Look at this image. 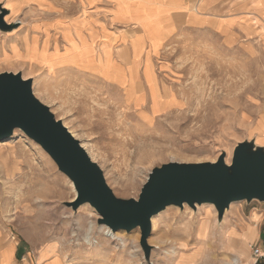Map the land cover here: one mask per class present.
I'll return each instance as SVG.
<instances>
[{
    "label": "rangeland",
    "instance_id": "obj_1",
    "mask_svg": "<svg viewBox=\"0 0 264 264\" xmlns=\"http://www.w3.org/2000/svg\"><path fill=\"white\" fill-rule=\"evenodd\" d=\"M139 4L157 49L165 14L177 8ZM0 6L10 11L6 24L14 25L0 30V74L33 81L35 97L87 146L117 198L137 200L154 168L214 163L223 153L230 163L240 143L264 147L263 39L235 46L176 20L179 32L165 37L160 44L164 50L152 57L163 97L177 104L154 113L149 91L150 99L144 91L143 103L136 91L133 103L126 93L133 81L142 83L137 61L130 64L134 71L128 69L124 86L106 64L97 69L87 62L88 46L95 58L111 48L119 63L116 51L124 50L130 60L125 44L136 29L115 26L110 5L98 0H0ZM25 37L32 46L37 37L42 57L27 48ZM133 49L137 55L136 42ZM46 54L58 56L50 63ZM149 65L147 61L144 78ZM76 196L71 181L21 130L0 141V264H43L39 254L49 257L55 249L64 264H264V257L257 260L252 250L264 254V203H234L221 221L213 205L169 207L155 216L146 259L139 229L112 232L99 224L100 216L89 204L75 209ZM91 226L93 240L100 242L94 248L85 240ZM250 226L257 236L245 242V252L225 254L226 234L240 236ZM108 233L119 238H107Z\"/></svg>",
    "mask_w": 264,
    "mask_h": 264
},
{
    "label": "water",
    "instance_id": "obj_2",
    "mask_svg": "<svg viewBox=\"0 0 264 264\" xmlns=\"http://www.w3.org/2000/svg\"><path fill=\"white\" fill-rule=\"evenodd\" d=\"M0 11V30L13 28L4 19L10 11L3 6ZM17 129L38 144L71 181L77 193L75 209L89 204L99 214V224L114 233L140 230L146 259L152 250L148 244L152 219L169 207L213 205L221 221L234 203H264V147L254 141L238 144L229 164L223 153L214 163H170L154 168L137 200L117 198L79 140L35 97L33 81L24 80L21 74L3 73L0 141Z\"/></svg>",
    "mask_w": 264,
    "mask_h": 264
},
{
    "label": "crops",
    "instance_id": "obj_3",
    "mask_svg": "<svg viewBox=\"0 0 264 264\" xmlns=\"http://www.w3.org/2000/svg\"><path fill=\"white\" fill-rule=\"evenodd\" d=\"M100 1L112 7L110 16L113 18L115 26L125 25L136 29V33L133 37L127 39L128 42L125 46L130 50L131 62H138V73L141 74V82L143 83L144 91L147 93V98H149V87L143 75L144 67L147 61H149L154 69L155 64L152 56L160 51L162 53L164 50L160 45L162 40L165 37H171V35L179 32V30H177L176 20H178V22L181 20L183 26L188 23L193 29L219 35L226 42L235 46L244 43L247 45L254 39H263L264 41V0H98V3ZM149 1L166 8L171 5L177 8L168 10L166 12L167 14H165L164 24L161 27L163 36L157 49L153 48L151 38L146 33L147 30L142 20L145 16L143 11L145 8L142 4H139V2ZM192 1L198 2L194 5L191 3ZM121 8L124 9V11H121ZM91 23L95 25L94 22ZM110 39L112 43L115 42V39ZM134 42H136L139 47L137 55L136 50L133 49ZM169 45L170 46H166L168 49L171 45H174V43ZM164 54L165 53H163L162 56ZM163 64L166 68V62ZM154 73L155 76H157L155 69ZM112 84L121 88L115 83ZM1 237L2 231L0 229V238ZM13 252V262L15 263V247ZM46 254L47 253L43 254L42 252L39 254V259H41L43 264H64L63 256L57 249L54 250V253H50L49 257H45Z\"/></svg>",
    "mask_w": 264,
    "mask_h": 264
},
{
    "label": "bare ground",
    "instance_id": "obj_4",
    "mask_svg": "<svg viewBox=\"0 0 264 264\" xmlns=\"http://www.w3.org/2000/svg\"><path fill=\"white\" fill-rule=\"evenodd\" d=\"M25 39H26L25 40L26 46L30 51H33V55L37 56V57L38 56L42 57L41 54L39 53V50H38L39 48H38L37 37H33L34 46H32L30 44V40L28 41V37H25ZM70 40L73 42V39L70 38ZM45 49L47 50V46H45ZM56 50H57V47H56ZM116 52L119 54V57L121 58L120 63L117 61V59H115L114 51L111 48H109V49L107 48V50L104 52V54L102 56L100 55L99 58H95V52H93V49L88 46L86 58H88L87 62L97 69L99 68V65H101L100 66L101 68H104V64H106V66H108V68L111 71H113L112 75H114L116 77L115 79L120 81L122 83V85L124 86L128 81V77H127L128 69H131L130 71H132V72L134 70H133L132 66H130V64L132 63L131 60L128 61V58L125 56V51L123 50V52H121V51L120 52L116 51ZM44 56H46L45 58H47L50 61V63H53V61L57 59L58 55L54 56V54L53 55L52 54L51 55L46 54ZM145 70H146L145 80H146L148 87H149V94L152 97V104H153L154 113H156V111H159L160 108L166 109V108H170L172 105H176L177 102H176V104H174L175 103L174 100H170L169 96L163 97L162 91H160V89H159L160 88V86L158 84L159 80L157 81L156 76L153 74V69H152L151 65L147 66ZM133 91H136L139 95H141L140 103H143L145 100L143 83H136L133 81L131 89L127 90L126 93H130V96L132 97V99L129 98V100L131 99V103H133L134 101H136L135 99H137V97L135 96V93H133ZM138 106H142V104H140ZM72 135L74 137H77V135L74 134L73 132H72ZM1 141H3V140H1ZM82 147L86 150V152L88 154L91 153V152H89V149L87 148V146L85 144H82ZM227 163L229 164L228 160H227ZM209 216L210 215H208V217ZM155 219H156L155 217L152 219L154 229L156 227V220ZM254 219H256V215H255ZM92 229H93L92 226L88 229L89 232H88L85 240L88 242V245H90L94 248V247L99 246L100 242L93 240L92 233H91ZM256 236H257V230L254 226L253 227L250 226L248 232H244V234H241L240 236H235L232 234H226V238L224 237L225 241L222 244L223 250H225L224 252L227 255H228V252H233V253H236L237 255L240 256L241 253L243 254L245 252L244 251L245 242H248L250 239H252L253 237H256ZM106 237L110 238V239H115L116 237L119 238L118 236H116L114 234H109V233L106 235ZM93 241H94V243H93ZM2 248L3 247L0 246V254H1L0 261H1V259H3L4 250L1 251ZM6 258L8 259V253L6 254ZM228 264H239V261H234L233 263L231 262Z\"/></svg>",
    "mask_w": 264,
    "mask_h": 264
},
{
    "label": "built area",
    "instance_id": "obj_5",
    "mask_svg": "<svg viewBox=\"0 0 264 264\" xmlns=\"http://www.w3.org/2000/svg\"><path fill=\"white\" fill-rule=\"evenodd\" d=\"M252 250H253V255L257 258V260L259 258H263L264 257L263 252L259 248H255V249H252Z\"/></svg>",
    "mask_w": 264,
    "mask_h": 264
}]
</instances>
